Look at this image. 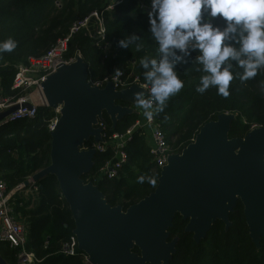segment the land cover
<instances>
[{"label":"trees","instance_id":"obj_1","mask_svg":"<svg viewBox=\"0 0 264 264\" xmlns=\"http://www.w3.org/2000/svg\"><path fill=\"white\" fill-rule=\"evenodd\" d=\"M0 0V41L12 38L16 48L11 52H0V87L3 96H16L11 89L16 67L27 62L28 57L45 55L50 47L67 35L72 23L93 11H102L106 0ZM105 37L91 39L83 33L74 35L68 46V58L80 54L89 66L91 81L104 80L123 73V78L141 84H149L140 66L142 57L159 59L150 32L146 12L136 11V0H124L115 12H104ZM214 23L221 28L222 21ZM133 35L138 40L131 41ZM126 40L127 48L118 41ZM238 47V45H237ZM181 60L176 62L175 71L184 81L179 93L170 96L163 105L155 101L158 121L175 153H181L195 139L199 129L216 120L221 113H233L237 120L232 124L230 138L244 137L252 126L264 127V67L257 75L241 82L234 78L229 85L227 97L210 86L201 94L196 92L202 73L196 61L197 51L185 57L175 50ZM105 55L107 58H105ZM234 73L242 69L235 67ZM158 108L162 110H157ZM53 109L40 107L38 115L31 121H16L0 126V176L8 190H15L26 180L50 164L51 137L47 121L54 116ZM138 119L137 114L128 115L115 128L104 113L103 121L109 133H124ZM91 141L86 145H90ZM128 161L121 167L119 177L114 180L98 178L99 169L112 159L108 149L96 153L94 167L83 176L85 182H93L112 207L127 209L154 191L158 184L160 169L153 162L147 136L142 130L133 132L127 145ZM37 187L35 201H26L20 192ZM12 197L18 218L27 227L28 237L25 252L33 255L30 264H83V255L62 253L66 242H74L75 228L72 214L65 202L57 179L49 175L41 182L30 185ZM231 228L227 231L222 221H217L205 239L199 244L193 234L186 233L188 221L177 215L170 229V240L177 238V251L170 264H264V238L259 249L252 243L244 217V208L239 201L230 215ZM139 252L138 248L134 249ZM19 249L0 242V255L9 264H20Z\"/></svg>","mask_w":264,"mask_h":264},{"label":"water","instance_id":"obj_2","mask_svg":"<svg viewBox=\"0 0 264 264\" xmlns=\"http://www.w3.org/2000/svg\"><path fill=\"white\" fill-rule=\"evenodd\" d=\"M89 66L79 55L61 65L41 84L45 107L59 109L50 133V164L18 186L14 193L56 177L72 214L78 251L90 264H170L178 239L170 240L177 215L188 221L185 232L199 244L217 221L228 231L230 215L240 201L249 237L257 249L264 238V127L244 137L230 138L233 113H221L204 124L181 153L168 157L158 184L148 196L127 209L112 207L93 182L83 176L94 167L95 149L102 141L97 127L106 113L115 128L128 115L137 114L139 84L117 90L113 82L103 88L89 84ZM19 107L0 113V122ZM138 248L139 252L134 249ZM0 264H9L0 255Z\"/></svg>","mask_w":264,"mask_h":264},{"label":"clouds","instance_id":"obj_3","mask_svg":"<svg viewBox=\"0 0 264 264\" xmlns=\"http://www.w3.org/2000/svg\"><path fill=\"white\" fill-rule=\"evenodd\" d=\"M146 17L148 32L160 55L158 60L142 57L139 61L143 69H149L143 75L150 87H141L148 88L151 95L145 100L142 94H134L141 108H150L152 100L163 105L184 87L175 71L176 62L181 60L175 50L185 57L190 51L199 53L195 58L201 65L198 71L206 73L200 76L195 89L201 94L215 86L218 94L227 97L234 78L249 80L264 67V0H149ZM216 20L224 26L214 23ZM138 39L136 35L129 38ZM128 42L120 40L118 44L127 48ZM15 48L16 42L10 37L0 41V52ZM233 61L242 69L240 73L232 71ZM144 116L152 119L150 111H145Z\"/></svg>","mask_w":264,"mask_h":264},{"label":"built area","instance_id":"obj_4","mask_svg":"<svg viewBox=\"0 0 264 264\" xmlns=\"http://www.w3.org/2000/svg\"><path fill=\"white\" fill-rule=\"evenodd\" d=\"M123 3L124 0H106V6L102 11H93L86 17L74 21L67 35L53 44L45 55L40 57H28L26 63L18 65L11 87L13 91L17 92V95L8 97L3 96L0 88V113L13 106H18L19 108L4 121L0 122V126L21 120H34L38 115L39 108L46 105L42 94V82L48 75L54 73L58 67L73 63L76 57L80 55L77 54L73 58L67 57L68 46L74 35L83 33L86 37L94 40L104 39V12H115ZM55 5L60 9L62 6L61 0H57ZM148 5L149 0H136V11L146 12ZM105 58H107L106 55ZM88 82L91 86L100 88H103L108 82H113L117 90L126 89L133 84H139L140 86L144 85L140 83L138 78H134L133 81H130L129 78L124 79L122 72H120L119 76L114 74L104 80L94 82L89 79ZM142 88L145 89V94L142 97L145 100L151 99L148 88ZM34 92L36 97L33 99L32 93ZM134 109L137 112L138 119L136 123L124 133H109L102 120L97 126L102 129V141L99 143L91 141L90 145L84 146L85 150L95 149L97 153L106 152L108 149L112 152V159L99 169L97 173L98 178L114 180L119 177L121 167L128 161L127 145L133 132L136 130H142L147 136L153 162L160 170L167 165L168 157L175 154L158 121L155 100H152L151 107L148 109L141 108L137 104ZM53 111L55 113L54 116L47 121V128L50 133L55 130L59 119V109ZM145 111H150L152 113V119L150 121L144 116ZM258 127L261 126L254 125L252 129ZM35 190H37V187ZM13 193L14 190L9 191L6 182L0 176V242L8 243L11 248L19 249L18 259L20 264H30L34 262V257L25 252L28 231L24 222L16 215L12 202ZM77 252V241L74 236V242H66L63 245L62 253L66 255H75ZM82 255L83 264H90L88 257L84 254Z\"/></svg>","mask_w":264,"mask_h":264},{"label":"rangeland","instance_id":"obj_5","mask_svg":"<svg viewBox=\"0 0 264 264\" xmlns=\"http://www.w3.org/2000/svg\"><path fill=\"white\" fill-rule=\"evenodd\" d=\"M61 5H62V3H61ZM255 126H259V125H255ZM172 150H173V148H172ZM173 152H174V150H173ZM35 188L36 187H33V188L29 189V190H24V191L20 192V197L24 198L26 201L31 200V201L34 202L35 199H36V190H35Z\"/></svg>","mask_w":264,"mask_h":264},{"label":"crops","instance_id":"obj_6","mask_svg":"<svg viewBox=\"0 0 264 264\" xmlns=\"http://www.w3.org/2000/svg\"><path fill=\"white\" fill-rule=\"evenodd\" d=\"M1 88V87H0ZM2 89V88H1ZM32 97H33V99L36 97V94H35V92L34 93H32Z\"/></svg>","mask_w":264,"mask_h":264}]
</instances>
